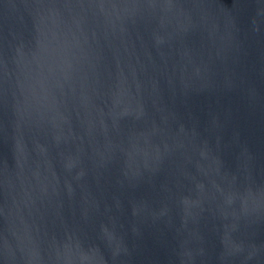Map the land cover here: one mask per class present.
I'll use <instances>...</instances> for the list:
<instances>
[{
  "label": "water",
  "instance_id": "obj_1",
  "mask_svg": "<svg viewBox=\"0 0 264 264\" xmlns=\"http://www.w3.org/2000/svg\"><path fill=\"white\" fill-rule=\"evenodd\" d=\"M0 264H264V0H0Z\"/></svg>",
  "mask_w": 264,
  "mask_h": 264
}]
</instances>
